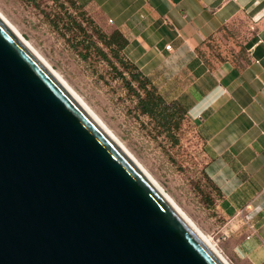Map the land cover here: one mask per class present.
<instances>
[{"label": "water", "instance_id": "95a60500", "mask_svg": "<svg viewBox=\"0 0 264 264\" xmlns=\"http://www.w3.org/2000/svg\"><path fill=\"white\" fill-rule=\"evenodd\" d=\"M0 264H223L1 17Z\"/></svg>", "mask_w": 264, "mask_h": 264}, {"label": "crops", "instance_id": "0c3cea01", "mask_svg": "<svg viewBox=\"0 0 264 264\" xmlns=\"http://www.w3.org/2000/svg\"><path fill=\"white\" fill-rule=\"evenodd\" d=\"M79 1L112 19L128 39L125 55L186 107L246 256L264 264V0ZM238 17L252 27L245 59L208 67L197 49Z\"/></svg>", "mask_w": 264, "mask_h": 264}, {"label": "rangeland", "instance_id": "374dc122", "mask_svg": "<svg viewBox=\"0 0 264 264\" xmlns=\"http://www.w3.org/2000/svg\"><path fill=\"white\" fill-rule=\"evenodd\" d=\"M0 13L230 264H252L246 256L244 235L234 230L208 173L209 157L198 129L188 112H176L166 127L142 111L137 93L128 84L131 81L144 95L132 76L136 70L125 66L112 51L117 47L112 38L118 29L110 19L79 0H0ZM250 32L248 19L238 17L206 42L201 48L203 58L198 56L212 69L239 65ZM105 38L112 45L108 47ZM149 80L167 103L176 100L166 98Z\"/></svg>", "mask_w": 264, "mask_h": 264}, {"label": "trees", "instance_id": "16d2710c", "mask_svg": "<svg viewBox=\"0 0 264 264\" xmlns=\"http://www.w3.org/2000/svg\"><path fill=\"white\" fill-rule=\"evenodd\" d=\"M223 28V27H222ZM221 28V29H222ZM216 34V33H215ZM114 37L112 40L104 39V43L109 47V45H112V42L116 43L117 47L113 48L112 51H114L116 58L125 64V66L131 68H134L136 70L133 71L132 75L134 80L138 82V85L140 86L141 90H143L144 95L140 94L138 91L132 87L131 81L128 82L130 88L133 89L135 93H137L139 97V104L142 109V111L152 118L157 119L158 121L162 122L163 125L166 127L168 124H171L173 121V118L176 114V112H182L187 113V109L184 105H182L179 101L173 100L170 103H167L166 99L158 92L157 88L151 83L149 78L142 73V71L137 67L135 63H133L124 53V49L126 45L128 44V39L124 36V34L118 29L115 31ZM214 36V35H213ZM211 36L210 39L213 37ZM91 39V38H90ZM208 39L207 41H209ZM112 41V42H111ZM205 41L198 49V55H200L202 58L201 48L206 44ZM123 51V53H121ZM101 52L104 57H107V53L101 49ZM246 56V51H245ZM245 59V58H244ZM216 189L220 193L221 196L222 192L220 188L214 183Z\"/></svg>", "mask_w": 264, "mask_h": 264}, {"label": "bare ground", "instance_id": "6f19581e", "mask_svg": "<svg viewBox=\"0 0 264 264\" xmlns=\"http://www.w3.org/2000/svg\"><path fill=\"white\" fill-rule=\"evenodd\" d=\"M0 17L2 20L14 31L16 32L32 49L33 47L29 44V42L22 36L11 24L8 22L3 15L0 13ZM34 50V49H33ZM35 51V50H34ZM36 52V51H35ZM37 53V52H36ZM38 54V53H37ZM39 55V54H38ZM40 56V55H39ZM41 57V56H40ZM42 58V57H41ZM42 60L50 67V69L58 76V78L65 84V86L71 91V93L77 98V100L84 106V108L104 127L107 133L132 157L141 171L145 174V176L149 179V181L153 184L156 190L161 194V196L168 201L171 206L182 216V218L189 224L197 237L206 245V247L211 250V252L223 263L230 264L226 257L221 253V251L208 239L191 221L190 219L175 205L172 199L168 196V194L158 185V183L148 174V172L138 163V161L132 156V154L122 145V143L112 134V132L100 121V119L90 110V108L82 101V99L67 85V83L62 80L60 75L42 58Z\"/></svg>", "mask_w": 264, "mask_h": 264}, {"label": "built area", "instance_id": "2783aa9c", "mask_svg": "<svg viewBox=\"0 0 264 264\" xmlns=\"http://www.w3.org/2000/svg\"><path fill=\"white\" fill-rule=\"evenodd\" d=\"M110 22H112V19H110ZM166 49H167L168 51H172V46H171V44H167V45H166Z\"/></svg>", "mask_w": 264, "mask_h": 264}]
</instances>
